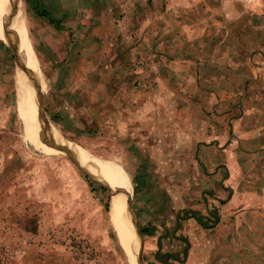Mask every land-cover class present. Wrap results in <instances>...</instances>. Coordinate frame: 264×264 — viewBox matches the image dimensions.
<instances>
[{
	"label": "rangeland",
	"instance_id": "rangeland-1",
	"mask_svg": "<svg viewBox=\"0 0 264 264\" xmlns=\"http://www.w3.org/2000/svg\"><path fill=\"white\" fill-rule=\"evenodd\" d=\"M52 1L50 17L15 0L44 83L39 93L19 47L0 36L2 263L135 264L144 237L134 219L141 227L150 185L180 197L188 179L199 191L196 182L228 178L237 160L238 172L264 180V0L193 11L190 0L42 3ZM221 16L229 24H217ZM31 98L47 129L121 172L135 261L117 240L110 188L75 157L46 154L21 137ZM231 144L240 149L235 157ZM213 188L207 183L195 197L203 211L219 196ZM194 190L182 195L186 203ZM141 258L151 264L148 253Z\"/></svg>",
	"mask_w": 264,
	"mask_h": 264
},
{
	"label": "crops",
	"instance_id": "crops-1",
	"mask_svg": "<svg viewBox=\"0 0 264 264\" xmlns=\"http://www.w3.org/2000/svg\"><path fill=\"white\" fill-rule=\"evenodd\" d=\"M231 2L243 0H190V11ZM227 20L221 16L217 24L226 26ZM223 84L224 81L220 86ZM195 137L190 130V152L194 150ZM230 147L229 154L234 157L239 154V148L232 144ZM235 163L230 161L228 178L217 181L212 177L204 183L196 182L199 191L192 188V178H186L192 185L188 191L200 192L194 195L191 204L182 198L190 193L188 191L187 195L183 192L179 197L159 185L145 189L144 206L139 203L138 210L143 222L140 227L144 237L142 249L148 253L151 264H264V180L256 181L252 174L238 172L240 161ZM207 183L219 196L203 211L195 197L207 193L203 191ZM227 191L228 199L224 195ZM208 221H214V227H208Z\"/></svg>",
	"mask_w": 264,
	"mask_h": 264
},
{
	"label": "bare ground",
	"instance_id": "bare-ground-1",
	"mask_svg": "<svg viewBox=\"0 0 264 264\" xmlns=\"http://www.w3.org/2000/svg\"><path fill=\"white\" fill-rule=\"evenodd\" d=\"M6 14L9 16V18H13L12 22L10 21V24L7 26L6 24L8 22L5 23L4 18ZM7 15L6 19L8 17ZM18 15L19 12L16 11L15 0H0V36L5 39L6 36L9 37L7 39H11V42L13 41L14 44L19 47L18 49H20L22 55L24 56L30 67V72L33 77L32 89L34 91V94H37L40 90V84L43 89L44 83L43 81L41 83L40 69L36 60L35 51L29 43L28 37L25 34V30L21 22H19L20 19ZM16 21H18L19 26L15 25ZM16 54L18 55L19 60L20 56L17 52ZM36 108L37 107L36 102H34V98H31L29 101H27L24 108L21 137L25 142L30 144L36 150H40L45 153L49 152V150L57 153H62L48 146L45 143L48 139L54 145L59 147L62 151L65 150V153L73 155L75 159H77L79 164L83 168H85L92 177L96 178L97 181H101L102 183L106 184L112 190L113 195L110 213L114 231L116 233L117 240L122 246V248L126 251L128 255L131 256V259L135 261V254L132 253L133 248L131 241V233L128 229L129 227L127 223V216L125 214V201H128V199L122 196L119 190L121 188L123 191L128 193L130 191V187L128 186V184L125 183L121 172L114 164L112 165L106 163L104 161L96 159L93 156L86 154V152H84L81 147H79L76 143L67 140L60 133L51 130V128L47 129V124L46 126L44 125L45 122L43 116L41 115L44 124L39 119V116L37 114L38 111L36 112ZM126 197L128 198V196ZM133 235L137 246L139 245V243L134 233ZM139 263L140 262H136L135 264Z\"/></svg>",
	"mask_w": 264,
	"mask_h": 264
},
{
	"label": "trees",
	"instance_id": "trees-1",
	"mask_svg": "<svg viewBox=\"0 0 264 264\" xmlns=\"http://www.w3.org/2000/svg\"><path fill=\"white\" fill-rule=\"evenodd\" d=\"M31 3H33L34 5V8L38 11V10H41L39 12H41L42 15L46 16H52L51 14V8L54 9V4H53V1L48 3V4H43L42 3V0H31ZM0 45L2 46H5L4 43L2 41H0ZM223 204V203H222ZM209 223H212L213 225H210ZM208 224V227L212 228L214 227V221H208L207 222Z\"/></svg>",
	"mask_w": 264,
	"mask_h": 264
},
{
	"label": "water",
	"instance_id": "water-1",
	"mask_svg": "<svg viewBox=\"0 0 264 264\" xmlns=\"http://www.w3.org/2000/svg\"><path fill=\"white\" fill-rule=\"evenodd\" d=\"M48 146H50L51 148H53V149H56L57 151H60V152H62V153H65L64 151H62L59 147H57L56 145H54L51 141H49L48 139L46 140V142H45ZM65 154H67L69 157H70V159H74V156L73 155H71V154H69V153H65ZM96 179V178H95ZM97 180V179H96ZM99 182H101V181H99ZM102 183V182H101ZM104 184V183H103ZM106 185V184H105ZM111 190V189H110ZM111 192H112V190H111ZM112 195H113V192H112ZM132 215H133V213H132ZM133 218H134V216H133ZM134 227H135V230H136V235L138 236V237H142L143 236V234H142V231H141V228L139 227V225L137 224V222L135 221V219H134ZM142 251H143V249H142V246H141V248H140V255H138V261L140 262V263H142V258H141V253H142Z\"/></svg>",
	"mask_w": 264,
	"mask_h": 264
},
{
	"label": "built area",
	"instance_id": "built-area-1",
	"mask_svg": "<svg viewBox=\"0 0 264 264\" xmlns=\"http://www.w3.org/2000/svg\"><path fill=\"white\" fill-rule=\"evenodd\" d=\"M30 244H31V242H30ZM4 259H5V257L1 255V256H0V264H4V262H5ZM2 261H4V262L2 263Z\"/></svg>",
	"mask_w": 264,
	"mask_h": 264
}]
</instances>
